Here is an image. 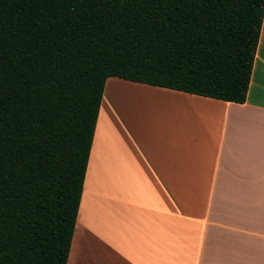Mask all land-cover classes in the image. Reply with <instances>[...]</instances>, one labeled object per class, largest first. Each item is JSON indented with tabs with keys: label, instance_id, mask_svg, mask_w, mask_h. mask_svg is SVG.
I'll list each match as a JSON object with an SVG mask.
<instances>
[{
	"label": "trees",
	"instance_id": "trees-1",
	"mask_svg": "<svg viewBox=\"0 0 264 264\" xmlns=\"http://www.w3.org/2000/svg\"><path fill=\"white\" fill-rule=\"evenodd\" d=\"M264 0H0V264H67L111 77L243 104Z\"/></svg>",
	"mask_w": 264,
	"mask_h": 264
},
{
	"label": "crops",
	"instance_id": "crops-1",
	"mask_svg": "<svg viewBox=\"0 0 264 264\" xmlns=\"http://www.w3.org/2000/svg\"><path fill=\"white\" fill-rule=\"evenodd\" d=\"M67 264H264V16L243 104L107 80Z\"/></svg>",
	"mask_w": 264,
	"mask_h": 264
}]
</instances>
